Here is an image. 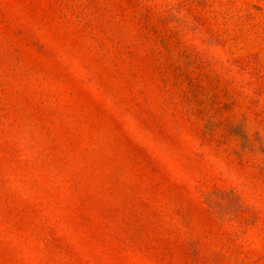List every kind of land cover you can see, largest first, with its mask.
Masks as SVG:
<instances>
[{"label": "rangeland", "instance_id": "obj_1", "mask_svg": "<svg viewBox=\"0 0 264 264\" xmlns=\"http://www.w3.org/2000/svg\"><path fill=\"white\" fill-rule=\"evenodd\" d=\"M0 264H264V0H0Z\"/></svg>", "mask_w": 264, "mask_h": 264}]
</instances>
